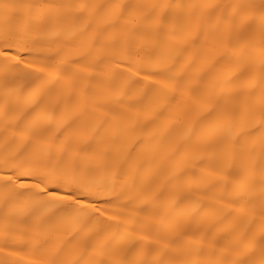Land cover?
<instances>
[{
    "label": "bare ground",
    "instance_id": "obj_1",
    "mask_svg": "<svg viewBox=\"0 0 264 264\" xmlns=\"http://www.w3.org/2000/svg\"><path fill=\"white\" fill-rule=\"evenodd\" d=\"M0 264H264V0H0Z\"/></svg>",
    "mask_w": 264,
    "mask_h": 264
}]
</instances>
